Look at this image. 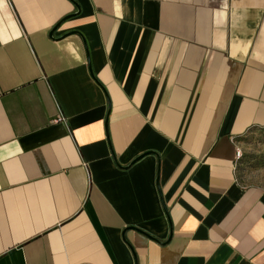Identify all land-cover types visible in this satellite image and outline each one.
I'll return each mask as SVG.
<instances>
[{
	"label": "crops",
	"instance_id": "0c3cea01",
	"mask_svg": "<svg viewBox=\"0 0 264 264\" xmlns=\"http://www.w3.org/2000/svg\"><path fill=\"white\" fill-rule=\"evenodd\" d=\"M264 0H0V264H264Z\"/></svg>",
	"mask_w": 264,
	"mask_h": 264
},
{
	"label": "rangeland",
	"instance_id": "374dc122",
	"mask_svg": "<svg viewBox=\"0 0 264 264\" xmlns=\"http://www.w3.org/2000/svg\"><path fill=\"white\" fill-rule=\"evenodd\" d=\"M237 142L242 151L236 166L239 182L264 189V128L251 129Z\"/></svg>",
	"mask_w": 264,
	"mask_h": 264
},
{
	"label": "built area",
	"instance_id": "2783aa9c",
	"mask_svg": "<svg viewBox=\"0 0 264 264\" xmlns=\"http://www.w3.org/2000/svg\"><path fill=\"white\" fill-rule=\"evenodd\" d=\"M241 158H242V151H241L240 147H237L236 152H235V166H237V164L241 160Z\"/></svg>",
	"mask_w": 264,
	"mask_h": 264
}]
</instances>
